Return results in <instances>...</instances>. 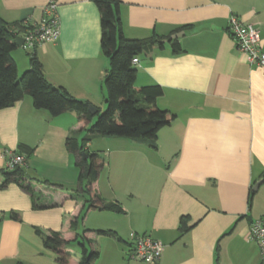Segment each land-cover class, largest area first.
<instances>
[{"label": "crops", "instance_id": "obj_1", "mask_svg": "<svg viewBox=\"0 0 264 264\" xmlns=\"http://www.w3.org/2000/svg\"><path fill=\"white\" fill-rule=\"evenodd\" d=\"M48 1L56 4L59 34L33 49L44 78L104 109L101 80L108 61L100 51L94 2L0 0V19L34 24ZM118 12L129 39L164 37L176 27H191L176 35L180 51L172 52L164 42L131 61L135 84H158L162 94L156 105L175 115L158 131L156 148L99 135L83 146L96 153L90 151L96 141L103 151L106 159L92 187L121 208L85 213L82 227L109 229L121 239L85 232L100 251L93 264H258L248 229L264 217V67L250 65L237 50L227 21L234 15L257 27L264 52V0H119ZM21 64L28 68V59ZM81 125L76 110L52 116L35 109L29 95L0 109V264H53L46 254L52 251L43 247L35 229L72 237L70 221L85 197L76 189L80 157L65 148L64 139L70 134L83 139ZM22 144L32 151L22 152L25 165L19 174L35 192L36 206L28 192L3 175L6 152H17ZM182 217L188 229L180 233ZM134 235L162 244L156 262L131 257ZM71 247L66 248L68 264H76L81 253L73 259Z\"/></svg>", "mask_w": 264, "mask_h": 264}, {"label": "trees", "instance_id": "obj_2", "mask_svg": "<svg viewBox=\"0 0 264 264\" xmlns=\"http://www.w3.org/2000/svg\"><path fill=\"white\" fill-rule=\"evenodd\" d=\"M97 7L100 20V51L108 61L107 70L101 80L105 108L91 114L88 102L80 101L71 96L61 86H53L44 78L41 64L34 52H27L29 67L21 75L17 74V67L11 52L16 49L15 36L21 35L26 29L23 20L6 23L0 19V109L13 105L24 95H29L35 109L46 110L56 116L69 109L77 112L79 129H84L83 139L78 141L74 135H67L64 139L65 148L79 155V168L76 189L84 195V206L80 213L70 221L71 238H63L59 231L49 230L43 233L35 229V233L42 239L45 249L55 255L57 264H68L70 259L68 246L77 244L80 247L81 257L76 264H93L99 257L100 251L94 245V239L84 235L93 231L97 236L107 235L121 241L114 232L106 229L90 230L81 226L85 213L90 210L121 211L119 205L106 202L92 187L102 168V160L97 153L84 149V144L95 135L132 138L145 142L156 148L158 131L171 123L175 115L156 105V98L162 94L158 84L137 86L136 72L131 64L133 57L140 52L150 50L154 45L161 48L167 42L176 53L181 50L177 34L190 29V25L176 27L164 37L156 35L148 39H129L122 33L118 12L119 0H91ZM96 109V108H95ZM101 112V113H100ZM95 115V117H93ZM94 121L90 123L91 119ZM23 151L31 153L32 147L23 145L16 154ZM85 154V157H82ZM26 157V156H25ZM21 167L11 171H3L6 181H13L33 198L35 192L20 176ZM85 180V183H84ZM40 207L41 205H37ZM11 217L17 219L16 213ZM188 229L182 217L178 230L180 233ZM88 244L89 247H86ZM15 264H22L17 261Z\"/></svg>", "mask_w": 264, "mask_h": 264}, {"label": "built area", "instance_id": "obj_3", "mask_svg": "<svg viewBox=\"0 0 264 264\" xmlns=\"http://www.w3.org/2000/svg\"><path fill=\"white\" fill-rule=\"evenodd\" d=\"M27 25L21 33V48L32 52L37 46L47 42H53L59 34V21L56 14V4L48 1L43 7L40 20L34 24L23 22ZM227 29L236 43L237 50L241 51L250 65L264 67V52L260 49V34L257 27L246 23L237 16L231 15L227 21ZM133 63L137 58L133 57ZM6 169L11 171L25 165V157L22 154L6 152ZM131 257L148 263L156 262L163 250V246L149 235H134L132 238ZM248 239L253 241L259 252V263L264 264V217L250 222Z\"/></svg>", "mask_w": 264, "mask_h": 264}, {"label": "rangeland", "instance_id": "obj_4", "mask_svg": "<svg viewBox=\"0 0 264 264\" xmlns=\"http://www.w3.org/2000/svg\"><path fill=\"white\" fill-rule=\"evenodd\" d=\"M27 52H29L28 50H25L21 47H17L16 49H14L12 52H11V55L14 56L16 60V62L18 63V74L21 75V73L27 69L25 68L26 66H24L25 64H21V61L23 60H27L28 59V56H27ZM101 113V112H100ZM95 117V115L93 116ZM93 120V119H92ZM94 121V120H93ZM92 121V122H93ZM85 132V131H84ZM81 139V138H80ZM92 150H95L96 153L98 154L99 158L102 160L105 158V155L103 154V151L101 149H98L97 146H96V141H91V146H90V151ZM106 159V158H105ZM84 183H85V180H84ZM86 247H89L88 244H86ZM71 251L73 252V254H71L72 258L74 259L75 255L78 256L80 254V247L77 245V244H73L72 247H71ZM46 254H50L52 255V258L55 259V255L53 252H48ZM53 264H57L55 262V260L53 261Z\"/></svg>", "mask_w": 264, "mask_h": 264}, {"label": "water", "instance_id": "obj_5", "mask_svg": "<svg viewBox=\"0 0 264 264\" xmlns=\"http://www.w3.org/2000/svg\"><path fill=\"white\" fill-rule=\"evenodd\" d=\"M0 27H1V24H0ZM22 41L23 40H22L21 36H19V35L15 36V45L17 47H19L21 45ZM88 110L91 114H94L96 112V109L92 105H88ZM83 156L85 157V154ZM260 181L261 180H258L257 182H255V184L252 187V190H255L258 187V185L260 184Z\"/></svg>", "mask_w": 264, "mask_h": 264}]
</instances>
